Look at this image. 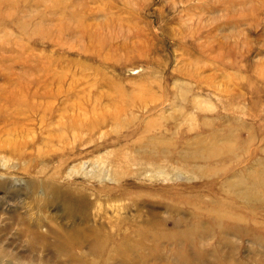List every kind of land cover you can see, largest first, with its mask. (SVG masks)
<instances>
[{
  "label": "rangeland",
  "instance_id": "obj_1",
  "mask_svg": "<svg viewBox=\"0 0 264 264\" xmlns=\"http://www.w3.org/2000/svg\"><path fill=\"white\" fill-rule=\"evenodd\" d=\"M178 255L264 264V0H0V264Z\"/></svg>",
  "mask_w": 264,
  "mask_h": 264
},
{
  "label": "bare ground",
  "instance_id": "obj_2",
  "mask_svg": "<svg viewBox=\"0 0 264 264\" xmlns=\"http://www.w3.org/2000/svg\"><path fill=\"white\" fill-rule=\"evenodd\" d=\"M102 39V38H101ZM105 120V119H104ZM96 164V163H95ZM98 165H99V167L97 168V170H95V171H93L92 170V172H89L90 174H93L94 175V177H96V178H98V179H100V180H103V174H104V172H102L103 170H102V168H100V167H102V166H104L103 164H101V163H98ZM84 169H85V167H84V165L83 166H80V169L79 170H81V171H83L84 172ZM106 171V170H105ZM109 173V172H108ZM107 173H105L104 175H105V178L107 177V175H106ZM109 176V175H108ZM257 178V177H256ZM256 180V179H255ZM78 200H81L82 202L85 200L84 198H77ZM73 216V215H72ZM191 231V230H190ZM187 232H189V231H187ZM204 236H202V235H199V238H203ZM110 238V237H109ZM107 237L106 238H104V237H100L99 235H97V237L95 238V240H94V242H93V247L95 248H99V247H101V246H103V245H105L106 244V242H107ZM124 241H127V239H123ZM204 241V240H203ZM63 244H68V247H71V246H73V245H76V246H78V242H75V241H72L71 240V238H69L68 239V242L67 243H63ZM140 244H138L137 246H139ZM62 246H66V245H62ZM96 250V249H95ZM132 250H135V249H132ZM178 261H185V264H194L195 262H191L190 261V259L189 258H186L184 255H178V259H177ZM138 261V260H137ZM198 261H200V262H202L203 261V258H199V260ZM123 264H128V263H126V262H124ZM170 264V263H169Z\"/></svg>",
  "mask_w": 264,
  "mask_h": 264
}]
</instances>
